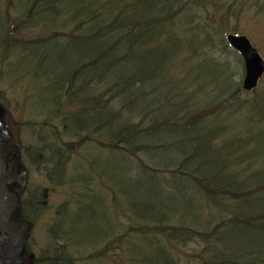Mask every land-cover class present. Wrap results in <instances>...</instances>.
Returning a JSON list of instances; mask_svg holds the SVG:
<instances>
[{"label":"trees","instance_id":"trees-1","mask_svg":"<svg viewBox=\"0 0 264 264\" xmlns=\"http://www.w3.org/2000/svg\"><path fill=\"white\" fill-rule=\"evenodd\" d=\"M178 2L8 0L0 15V63L9 62L8 67L2 66L7 78L27 84L29 102L34 94L44 99V106L48 100L49 106L36 112H45L48 120L52 119L50 125L59 123L67 139H80L78 144L63 143L68 153L82 145L84 152L87 146L92 147L93 156L113 155L104 159L108 161L103 166L118 169L119 174L93 173L101 186L110 187L120 198H130V219L152 229L138 244L119 238L121 246L125 241L131 245L127 248L130 257L138 262L179 264L185 256L181 249L199 238L205 245L199 263L264 264L263 171L256 172L239 189L258 183V199L247 201L246 206L239 201L228 220L209 230L191 226L195 223L190 217L192 208L199 205L201 209L203 204L189 194L199 193L218 202L215 190L236 181L230 174L236 150L243 151L252 143L256 144L253 153L254 149L258 154L263 150L264 125L256 141L244 139L239 142L245 141L243 146L236 143L226 147L229 139L225 127L218 124L225 101L227 105L233 100L238 109L245 108V114L257 117L260 123L264 109L258 104L247 106L238 100L240 93L232 95L235 92L229 100L227 92L223 100L202 105L198 96L187 90L185 80L180 83L172 77L175 60L183 51L169 44L173 40L180 43L173 29L181 10ZM207 4L213 6L215 0ZM209 63L211 69H217L215 61ZM209 74V79L215 76ZM202 79L194 74L189 86L199 85ZM224 84L230 87L228 81ZM239 91L240 87L236 88ZM52 130L57 132L56 127ZM46 137L49 139L48 134ZM220 137L226 140L216 147ZM56 138L62 142L61 137ZM54 151L50 156L57 165L59 152ZM93 156H84L89 165ZM139 173L150 174L152 181H143ZM160 177H165L164 182ZM92 179V183L98 180ZM136 181L144 186L137 188ZM126 184L128 188L119 189ZM243 194H236V199L245 197ZM207 223L209 220L202 225ZM115 232L114 228L103 233V241Z\"/></svg>","mask_w":264,"mask_h":264},{"label":"rangeland","instance_id":"rangeland-1","mask_svg":"<svg viewBox=\"0 0 264 264\" xmlns=\"http://www.w3.org/2000/svg\"><path fill=\"white\" fill-rule=\"evenodd\" d=\"M209 1L179 0L178 2L181 10L175 16L176 25L173 29H175L174 35H179L177 38L180 43L173 40L169 44L183 51L175 60L172 77L179 80L180 83L185 80L187 90L195 93L202 105L206 101L223 100L227 92L226 100H229L231 93L235 92L232 95L236 96L241 93L238 100H243L247 106L258 104L264 109V75L260 80H258L260 75L248 79L244 61L226 43V37L229 34L245 36L264 61V0H215L213 6L207 4ZM2 2L4 3L0 2V15L6 9L7 0H2ZM211 61L217 63V69L210 68L209 62ZM2 66L8 67L9 62L2 63ZM2 66L0 63V100L12 112L14 120L17 121L21 129L24 163L30 174L25 193V211L27 220L32 226L26 246L29 255L35 257L31 264H53L56 258H60L57 261L58 264H153V262L134 260L133 255L130 257L129 249H127L131 245L128 247L127 241L122 246L117 242L120 241L119 238H126L132 240L134 244H138L142 235L150 233L152 229H146L144 223H136L135 220L130 219L132 216L128 211L127 204L130 202V198H125L126 200L120 198L117 192L110 187L101 186L97 174L93 173L98 170L103 173L112 171L111 175L119 174L118 169L115 171V168L109 169V165L103 166L108 161L104 159L113 158V155L102 153L93 156V152L90 151L92 147L87 146L84 152L81 148L82 145L77 150L68 153L64 149L63 143L78 144L80 139H67L62 135L64 131L59 123L50 125L52 119L48 120L47 114H43L45 112H36L35 109L44 110L47 108L48 100L44 106V99H38L34 94L32 95L34 102L30 105L26 100V97L29 96L27 84L21 83L22 85L14 87L15 79L7 78V71H3ZM211 72L215 76L209 79L207 77ZM194 74L198 75V79H204L199 85L191 87L189 85ZM20 77L21 74L16 76V78ZM225 81L230 83V87L224 84ZM245 82H254V85L248 89L254 87L257 82L259 87L252 92L244 86V90L236 92V88ZM231 85L233 86L232 90ZM198 89L200 91H196ZM201 89L204 91L203 96ZM174 91L178 93L177 90ZM226 102L224 103L226 107L221 115L222 119L218 121L219 126L225 127V137L229 139L226 147L231 144L236 145V138L249 139V143L252 140L256 141L260 135L259 129L264 125V120L263 123H260L256 119L253 124L252 116L246 115L244 109H238L233 100L227 105ZM232 104L233 106H231ZM31 108L34 110L32 111ZM250 125H252L251 128H248ZM53 126L57 129L56 133L52 130ZM47 134L49 139L46 137ZM53 136L55 139L61 137L62 142H57ZM225 140L224 137L218 138L216 147H220ZM239 144L243 146L246 142L243 141ZM250 145L243 151L236 150L238 153L236 160L230 164L231 177L236 181L231 182L232 184L225 183L222 185V189L215 190L218 202L209 199V197H203L199 193L189 194L203 204L201 209H199V205L196 206V209L192 208L190 217L195 221V223H191L193 229L209 230L223 220H228L232 212L238 209L236 206L239 201L242 206H246L247 201L254 202L258 199L256 198L257 181H255L256 184L253 182L250 186L239 190L256 172H264V144L263 150L259 154L255 152V149L254 153L252 152V148L256 144ZM54 150L59 152L57 168L53 164L55 159L52 160L50 156L52 151L56 152ZM249 150L251 153H248ZM84 156H93L90 159L92 165L86 162ZM119 159L124 161L123 158ZM132 163L136 164L134 161ZM139 174L143 181H152L150 174ZM93 177L98 180L92 183ZM82 178H84L83 181L86 182L87 187L82 185ZM56 180L59 181L58 184H56ZM164 180L165 177H160L161 182ZM121 182L120 180L118 183ZM195 183L199 184L198 180ZM135 185L137 188L140 185L144 186L137 181ZM128 187L129 185L126 184L119 189L124 190ZM240 192L244 193L245 197L236 199V194L241 195ZM250 196L255 197L248 200L247 197ZM253 212L255 213V211ZM254 213H250V216L253 217L256 214ZM208 220L209 223L206 225L209 224V226L205 225L204 227L202 224ZM254 223L255 221L252 222L253 225ZM140 226L143 227L139 228ZM114 228L117 232L108 235L103 241L105 237L102 234ZM142 230H144L143 234H141ZM158 237L161 239L160 234ZM97 244L99 245L97 246ZM204 250L203 242L199 238H194L193 241L186 243L185 249H181L185 256H183V262H179V264H202L198 262V259ZM195 254L196 256H194ZM26 255L28 256V254ZM64 259L70 261H63ZM155 264H160V262Z\"/></svg>","mask_w":264,"mask_h":264},{"label":"water","instance_id":"water-1","mask_svg":"<svg viewBox=\"0 0 264 264\" xmlns=\"http://www.w3.org/2000/svg\"><path fill=\"white\" fill-rule=\"evenodd\" d=\"M229 41L243 49L249 72L258 68L257 75L248 74V79L259 76L263 63L246 40L230 37ZM253 85L254 82H245L246 88ZM27 180L28 173L20 158L17 130L9 112L0 105V264H30L31 261L24 251L30 225L22 216V194Z\"/></svg>","mask_w":264,"mask_h":264},{"label":"bare ground","instance_id":"bare-ground-1","mask_svg":"<svg viewBox=\"0 0 264 264\" xmlns=\"http://www.w3.org/2000/svg\"><path fill=\"white\" fill-rule=\"evenodd\" d=\"M0 2H1V3H4V2H2V0H0Z\"/></svg>","mask_w":264,"mask_h":264}]
</instances>
